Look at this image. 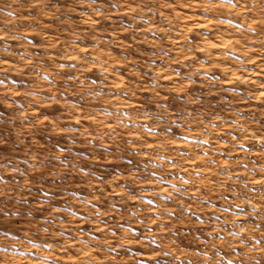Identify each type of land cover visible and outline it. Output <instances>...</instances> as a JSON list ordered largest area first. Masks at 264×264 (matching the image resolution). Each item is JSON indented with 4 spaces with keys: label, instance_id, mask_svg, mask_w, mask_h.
<instances>
[{
    "label": "rangeland",
    "instance_id": "obj_1",
    "mask_svg": "<svg viewBox=\"0 0 264 264\" xmlns=\"http://www.w3.org/2000/svg\"><path fill=\"white\" fill-rule=\"evenodd\" d=\"M0 0V264H264V0Z\"/></svg>",
    "mask_w": 264,
    "mask_h": 264
},
{
    "label": "snow or ice",
    "instance_id": "obj_2",
    "mask_svg": "<svg viewBox=\"0 0 264 264\" xmlns=\"http://www.w3.org/2000/svg\"><path fill=\"white\" fill-rule=\"evenodd\" d=\"M224 3L231 4L233 6H236L235 0H223Z\"/></svg>",
    "mask_w": 264,
    "mask_h": 264
}]
</instances>
